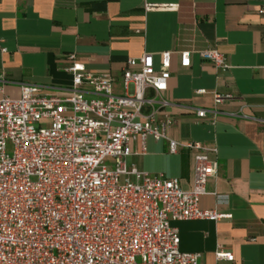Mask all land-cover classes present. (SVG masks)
Segmentation results:
<instances>
[{
	"label": "built area",
	"instance_id": "1",
	"mask_svg": "<svg viewBox=\"0 0 264 264\" xmlns=\"http://www.w3.org/2000/svg\"><path fill=\"white\" fill-rule=\"evenodd\" d=\"M167 8L145 5V11ZM258 13L264 14V2ZM196 52L218 74L230 69L218 49ZM172 54L189 66L188 51L161 53L158 70L151 54L128 59L120 93L115 78L88 73L73 54L66 56V88L21 84L10 98L0 73V264H198L200 255L179 250L170 221L230 215L199 205L217 175L216 149L167 136L174 120L163 93ZM211 97V107L193 111L214 123L233 96L214 91ZM148 139L165 141L171 155L192 153L189 191L176 178L127 162L131 144L138 142L144 154ZM215 258L233 261L221 247Z\"/></svg>",
	"mask_w": 264,
	"mask_h": 264
},
{
	"label": "crops",
	"instance_id": "2",
	"mask_svg": "<svg viewBox=\"0 0 264 264\" xmlns=\"http://www.w3.org/2000/svg\"><path fill=\"white\" fill-rule=\"evenodd\" d=\"M264 0H0V73L7 97L18 87L66 88L64 71L73 54L88 73L116 79L126 61L151 54L160 68V54L188 51L189 66L171 55L170 78L163 97L174 124L168 138L199 142L216 149L218 171L206 184L202 210L230 218L218 221H170L177 229L179 250L200 255L198 264H264ZM145 5L170 7L145 11ZM216 48L230 69L218 74L196 52ZM3 50V51H2ZM204 89L206 94L196 95ZM233 100L220 107L214 123L197 119L193 109L212 106V93ZM245 115L254 120L231 114ZM127 162L149 175L192 186V153H168L165 141L130 146ZM254 238V242L249 239ZM218 247L233 261L217 260Z\"/></svg>",
	"mask_w": 264,
	"mask_h": 264
}]
</instances>
